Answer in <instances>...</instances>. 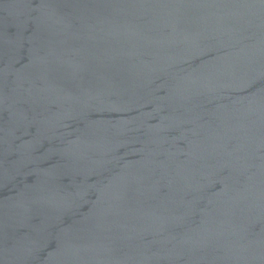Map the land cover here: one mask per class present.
<instances>
[{"label": "water", "instance_id": "1", "mask_svg": "<svg viewBox=\"0 0 264 264\" xmlns=\"http://www.w3.org/2000/svg\"><path fill=\"white\" fill-rule=\"evenodd\" d=\"M0 264H264V0H0Z\"/></svg>", "mask_w": 264, "mask_h": 264}]
</instances>
